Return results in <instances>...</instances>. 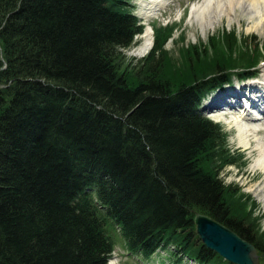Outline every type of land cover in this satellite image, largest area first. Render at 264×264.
Returning a JSON list of instances; mask_svg holds the SVG:
<instances>
[{
  "label": "trees",
  "instance_id": "16d2710c",
  "mask_svg": "<svg viewBox=\"0 0 264 264\" xmlns=\"http://www.w3.org/2000/svg\"><path fill=\"white\" fill-rule=\"evenodd\" d=\"M129 1L0 0V264H107L110 221L131 255L229 264L199 241L196 213L264 264L255 205L218 177L235 162L202 109L257 76L264 46L237 58L191 46L177 63L164 49L173 27H159L125 65L143 29Z\"/></svg>",
  "mask_w": 264,
  "mask_h": 264
},
{
  "label": "rangeland",
  "instance_id": "374dc122",
  "mask_svg": "<svg viewBox=\"0 0 264 264\" xmlns=\"http://www.w3.org/2000/svg\"><path fill=\"white\" fill-rule=\"evenodd\" d=\"M197 1L200 0H163L168 6L160 10L154 18L148 20L141 18L140 9L136 4V1L131 0L130 4L134 6L133 14L140 16L142 24H145V22L149 24L153 33L154 30L159 27H173V31L170 34L171 38L164 43V49L169 52L170 57L177 63L184 61V51L191 46L196 47L197 50H202L203 48L208 49V57H226L229 53H232V56L237 58V55L244 51H251V55L258 56L259 50L264 46V25L262 26L263 31L258 34L248 29L250 23L245 16L237 14L236 17L232 18L230 23H228L226 19L223 20L221 24L217 25V28L214 31H207L205 37H203L200 30L197 29V26L189 25L187 23L188 8L192 3ZM181 16L182 19L179 20ZM230 33L234 34L236 37V43L229 40L230 46H224L226 45V37L224 36ZM152 36L154 39V34H152ZM137 37L134 39L131 48L122 50L120 57L122 63L125 65H139L146 57L137 58L129 55L130 50L139 44ZM211 44L213 45L212 48L209 47ZM229 48L233 49L229 50ZM257 73L259 74L257 76L258 81L253 80L248 83L236 84L235 88L230 89L227 87V89L220 94H214V98H208L203 103L202 109L211 110L210 113H212V116H209V118L215 123H218L224 134H226L225 147L228 150V155L233 157L235 162L227 165L231 167L223 166L218 171V177L225 185H232L230 190H232L235 196L237 194H243L250 198L249 200L243 198L241 199L242 202L250 204L249 202L251 201L254 203L255 208L251 210V218L257 220V224L260 226V232L264 235V204L255 192V188L258 185H261L263 177H260V179L252 183H248V180H250L251 176L254 174L250 173L249 169L253 157L249 158L247 151L238 148L235 132L230 130L226 121L230 116V113L232 115L245 114L244 109H246V107V112L250 115L254 114L255 116L261 117L259 113L264 110V58L262 60L259 59L258 61ZM251 99H257V107L250 108L249 110L247 105L253 102ZM253 109L258 111V115L253 112ZM218 114H224V116L217 118ZM259 123L264 124V121ZM261 133L264 134V131H261ZM106 230L113 246V252L108 264H168V262L171 261V255L168 250H161L148 260H145L138 255H129L126 251L125 242L122 236L111 221L108 222ZM169 250L173 252L172 249ZM182 264L195 263L191 261H183ZM258 264H260V261Z\"/></svg>",
  "mask_w": 264,
  "mask_h": 264
},
{
  "label": "bare ground",
  "instance_id": "6f19581e",
  "mask_svg": "<svg viewBox=\"0 0 264 264\" xmlns=\"http://www.w3.org/2000/svg\"><path fill=\"white\" fill-rule=\"evenodd\" d=\"M137 5L144 19H149L168 6L163 0H140ZM245 16L250 23L248 28L256 33L263 31L264 25V0H200L192 3L188 8L187 23L197 26L200 33L205 37L207 31L211 32L221 24L223 20L228 23L232 18ZM152 28L145 22L144 32L137 37L139 44L130 50L129 55L137 58L145 57L153 46ZM264 81V77H263ZM253 107H257V99H251ZM255 104V105H254ZM246 109L243 115H232L227 118V125L234 128L238 148L247 151L250 162V173H254L248 183H252L263 177L261 185L255 188L258 198L264 204V116L250 115ZM224 116L218 114L217 118ZM249 178V177H248ZM254 178V179H252Z\"/></svg>",
  "mask_w": 264,
  "mask_h": 264
},
{
  "label": "water",
  "instance_id": "95a60500",
  "mask_svg": "<svg viewBox=\"0 0 264 264\" xmlns=\"http://www.w3.org/2000/svg\"><path fill=\"white\" fill-rule=\"evenodd\" d=\"M195 233L202 245L229 264H258L257 250L222 224L210 217L196 214Z\"/></svg>",
  "mask_w": 264,
  "mask_h": 264
}]
</instances>
